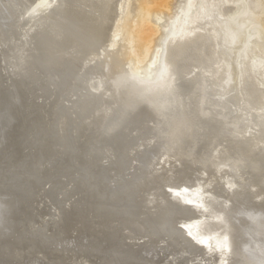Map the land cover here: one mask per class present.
I'll use <instances>...</instances> for the list:
<instances>
[{"label": "bare ground", "instance_id": "obj_1", "mask_svg": "<svg viewBox=\"0 0 264 264\" xmlns=\"http://www.w3.org/2000/svg\"><path fill=\"white\" fill-rule=\"evenodd\" d=\"M122 1L0 0V154L8 122L17 118L12 111L17 106L20 83L30 86L39 73L63 71L66 78L58 87L62 110L65 112L63 105L70 96L77 100L67 111L75 121L73 128L66 126L69 119L58 109L47 119L49 126L43 131L45 120L36 118L35 112L27 131L31 137L25 136V159L14 161L13 150L5 157L16 175L12 180L17 184L25 180L26 189L21 199L8 192L3 184L4 169L0 168V264H165L167 256L173 264H264V154L252 153L248 159L240 156L236 162H220L216 169H202L199 175L193 173L196 177L187 188L177 185L179 177L172 183L154 178L150 187L139 192L137 184L144 176L130 186L113 189V193L103 185L86 182L79 174L72 193L66 192L65 186L64 193L60 192L64 182L57 163H67L62 151L65 131L70 133L81 163L88 133L105 141L112 136L113 123L133 130L135 124L124 123L123 118L137 113V118L154 116V104L160 110L173 107L182 111L175 126L168 124L167 129L165 121L159 126L160 133L176 129L169 138L170 146L184 140L182 147H186L195 139L196 147L223 136L225 126L248 149L264 148V57L258 58L249 49L254 35L261 34L264 42V0H186L176 20L161 34L157 27L152 30L149 26V13L155 7L150 0L141 4L129 24L124 22L127 17ZM160 3L165 7L168 0ZM158 36L161 42L154 44ZM72 44L85 52L80 62L71 51ZM132 60L136 65L146 63L141 74L129 66ZM86 86L89 93L99 90L96 106V94L86 96ZM44 140L59 148L48 149L50 152L39 149L51 158L45 168L35 149V144ZM166 144V140L160 141L157 150ZM142 156L153 158L149 153ZM104 158L94 156L93 160H103L104 164ZM54 166L56 170L51 171ZM71 171L69 168V176ZM53 175L60 185L53 187L54 196L46 198L42 183ZM35 187L44 201H50L49 216L43 215L32 198ZM20 201L22 207L18 206ZM89 214L98 229L85 225Z\"/></svg>", "mask_w": 264, "mask_h": 264}, {"label": "rangeland", "instance_id": "obj_2", "mask_svg": "<svg viewBox=\"0 0 264 264\" xmlns=\"http://www.w3.org/2000/svg\"><path fill=\"white\" fill-rule=\"evenodd\" d=\"M144 1H147V0H123L122 1V4L125 6V18L127 17V20L124 19V22L127 21L126 24L132 23L131 21L136 18L137 10H138V8L141 6V4ZM185 1L186 0H168V4L164 7V6H161L160 0H150V2H152V6H155L154 8H152L150 10L151 12L149 13V15H150L149 17L152 19V21L149 23V26H151V29L155 30V27H157L159 29V31H160V34L164 33L166 28H167V26H168V24L171 21L176 20L177 15L181 12L182 6L184 5ZM9 5L11 6L10 3H9ZM78 8L79 7H77V9ZM79 10H81V8H79ZM7 13L10 14L9 12H7ZM10 17H12V16H10ZM125 34H127L126 31H125ZM117 36L120 37L119 34ZM262 37L263 36L261 34L254 35V37L251 38V44L249 45V49H253L252 52L255 55H257L258 58L259 57H261V58L264 57V44H263L264 42H263V38ZM160 42H161V40H159V36L155 37L154 44H157V43H160ZM121 43L122 42H120V44ZM77 46H78L77 44H72V46H71L72 50L71 51L74 52V53L72 52L73 54H76V57H77L76 61L80 62L82 57H83V55L85 54V52H84V50L82 49L81 46L80 47L79 46L77 47ZM82 50H83V52H82ZM104 54H105L104 52L103 53L101 52L102 56ZM145 64L146 63H142L140 65H136L134 63V60H132V63L129 66L133 70L137 69V71L141 74L143 72L141 68L143 66H145ZM43 73H45V72L39 73L37 75V79L34 82L32 81L31 84H29L30 86H27V85L23 84V82H22V84L20 83L18 85L19 91H18V96H17V106L14 107V109L12 111V112L15 111V113L17 114L15 116H17V118H16V120L13 123H10V121L8 122L9 125L7 126V129L5 130V134H6L5 143L3 145V149H2L1 154H0V159H1L0 160V168L4 169L3 175L5 174V178H6V182H7V183L3 182L4 187H6L7 191L10 192L11 194L14 193L13 196L18 197L19 199H21V197L23 196V193H24L23 190H24L25 186H23L24 185L23 182L25 180L20 178L21 181L22 180L23 181H22V183H18L19 185L21 184V186L18 189V191H19V195H18V192H16L18 184L16 183L15 180H12V179H14V176H16L14 174L15 172H13L14 171L13 168L10 167V169H9V166H8L9 163L6 165L7 159L5 157L8 156V154L13 150L14 152L16 151L15 155L14 154L12 155L13 156L12 158H14L13 159L14 161L16 159L18 161V163H19V162H21V161H23L25 159L24 155L26 154L25 152H26V145H27V142H26L27 139L26 138H27V136H28V138L30 136L29 132L27 134V131H29V129H30L28 127H30V125L32 126L31 121H33V118L35 117V112H36V115H37L36 118H43L45 120V123H42L43 131H45V129L49 126V123L47 122V119L51 116V114L53 112L57 113L58 109H59V111H62V113H63L62 116H65L66 118L68 117L67 119H69V120H67L66 126H68L70 128H73L74 127V123H75V121L71 119L70 114H67V111L70 108V106H72L77 101L75 99V96L74 97L70 96L69 99L67 98L68 100L66 102H64L65 104L62 103V104H64L63 107H64V110H65L66 113L62 110V107L60 106V102L61 101L59 99L61 97L58 96V93H59L58 90H60L58 87L60 86V83L64 82L66 77L64 78L65 75H63V73L65 74L66 72H63V71L58 72L57 70L53 71V69H52V73H50V71H49V73H45V74H43ZM17 79H19V77H17ZM25 83L28 84L27 82H25ZM42 84H43V86H42ZM40 85H41V87H40ZM108 85H109V83H108ZM89 90H91V89H89ZM84 91L86 92V96H87V94H89V95H91L93 97L96 94L95 95L96 100L93 103V106H96L98 104L97 100L99 99L98 96L100 94L98 92L99 90L95 91L96 93L95 92L94 93H89V91L87 90V86H86ZM100 92L103 93V91H100ZM86 96L85 97L83 96V98H86ZM64 101H65V99H64ZM65 105H66V107H65ZM151 109L155 110V111L152 112V113H154L155 117L153 115L148 117V118H144V117L140 116V117H138L139 118L138 119L136 117V116H138L137 115L138 113H137V114H134L135 116L131 115V117L127 116V117L123 118L124 119V123L129 122L131 126H134V124H135L133 130L132 129L125 130L126 128L122 129L121 125L119 124V122H116L115 124L113 123L112 125L110 124L111 126H115L114 127L115 130L114 129L110 130L112 132L111 133L112 136H111L110 140L103 141L101 139V137L98 136V135L96 136L95 133H90V134L89 133L87 134V132L83 133L82 134V138L85 136V134H87V139L84 141V147L86 145V147H85L86 154L84 153L85 158L82 161L80 160L81 163L77 162V158H76L77 152L75 154V149H74V145L72 144V140L70 138V133L68 131H65L66 132L65 133V135H66V140L65 141L66 142L65 141H64L65 143L63 142V144H65V146L63 147L62 151H65V154H64L63 157L67 160L66 161L67 163L66 164L57 163L58 164V168H57L58 172H60L62 170L61 173H62L63 178L60 180V181H62V183L64 182L62 184V188H63V186H65L64 188H65L66 192H70L71 191V193H72L74 185L76 184L75 182L80 177L79 174H81V178H83L86 182L88 180H90L91 182L96 183L100 187H101V185H103V186H105L108 189L109 192H113V193H114L113 189H115V188H120L121 189L122 187L127 186V185L130 186L131 183H133L134 181L139 180L138 177H144V176H147V177H145V180H143L142 182H139L137 184V187L138 186L140 187V190H138L139 192L140 191L143 192V188L144 187H150V184H151L150 180L161 179V180H167V182H169V180H170V182L172 183V181H174V179H176L177 177H179L177 179V185L178 186H183V187L186 186V188H187L189 186L191 178H195L196 174L199 175L201 173L202 169H207V170L208 169L211 170L212 168L216 169L220 165V162L221 163H223V162H227L228 163V160L231 161V162H236L235 158L236 157H240V156L245 157L246 159H248L247 155L248 154H252V153L264 154V148H261V147H258V146H255V147L252 146V147H250V149H248L246 147V143L245 142H241V144L239 142H237L234 139L235 136L233 137V135H231L229 133L230 130H227L225 126H223V128L221 129L222 132H223V136L221 135V137H219V138L224 137V139H227L226 141L224 139H222L221 142L217 143L218 142L217 140L219 138L216 137L215 138L216 144H215V140L213 138V139H209L211 142L206 140V141H203L199 145L195 144L196 147H194L193 143H194L195 139L194 140L190 139L191 140L190 145H188L186 147H182V146H184V144H186L184 140L181 143L178 142V144H177V146L181 147V148H178L177 146H170L169 143H168L170 141L169 138H170L171 135H173V131L176 130V129H174L171 132L169 130H167V132H165L162 129V131L160 133L159 126H161L160 124H162L164 121H165L164 124L167 126V129H168V124H170V125L171 124L172 125L175 124L176 125V120L180 119L178 116H179V113H182V111L181 110H175L173 107H171V109H166L168 111L160 110V108L156 104L152 105ZM166 120H168V121H166ZM171 120H173L174 123H173V121L170 122ZM99 121H100V119L99 118L97 119V117H96L95 122L98 123ZM95 122L93 123V127H95L97 125ZM138 122H139V124H138ZM142 122H143L144 126H143V124H141ZM184 124H187V119H186ZM117 125H119L120 127H117ZM130 125L128 126V129H129ZM153 125H154V127H153ZM108 126H109V124H108ZM108 126H106V127L108 128ZM39 127H38V130H40ZM139 128H140V130H138ZM156 128H158V131H157ZM144 129H146V130H144ZM123 130H124V132H123ZM130 131H133V132H130ZM116 132H118V133H116ZM134 132H136V135L134 134L135 136L133 135ZM146 133H148V134H146ZM130 134L132 136H130ZM121 135H122V138H121ZM140 135H141V137H140ZM146 135H148V136H146ZM25 136H26V138H25ZM95 136H96V138H95ZM155 136H156V138H155ZM119 137H120V139H116V138H119ZM82 138L79 140L80 144H82V142H83ZM154 138H155V140H154ZM135 139L140 140L141 143L139 141L135 140ZM149 139H151L152 141L149 140ZM95 140H96V142H95ZM164 140H166V142H167L165 148H163L161 150H157V143H159L160 141L163 142ZM228 140H229L230 143L228 142ZM232 140H233V142L234 141L235 142L231 143ZM126 142H127V144H126ZM223 142L224 143L226 142L225 143L226 145L223 144ZM143 143H144V145H143ZM41 144L40 145H38V144L36 145L35 144V149L37 150V153L39 155L41 154L40 157H41L43 166L45 168V166L49 162H51L50 161L51 158H47L46 155L48 153L44 154L43 151L44 150L47 151L48 149L49 150H56V148L57 149H59V148L57 147V144L49 145V144H47V141H45V140L43 141V143L41 141ZM107 144H109V145L107 146ZM222 144H223V146L225 145L224 146L225 148L224 147L222 148ZM228 144L230 146H228ZM243 144H245V145H243ZM122 145L124 147H122ZM139 145H141L142 147L139 146ZM84 147H83V150H84ZM202 147H204V148H202ZM229 147H231V148H229ZM121 148H122V150H121ZM132 148H133V150L131 151ZM183 148H185V149H183ZM232 148H234V149H232ZM39 149L43 150V151H40ZM224 149H226V151ZM34 150H32V151H34ZM49 150L47 152H50ZM182 150H183L184 153L180 152ZM202 150H204V151H202ZM66 153H67L68 157L66 156ZM105 153H106V157L103 156ZM143 153H146V155L149 153V154H151V157H153V158H146V156L143 158V156H142ZM162 153H165L164 155H166V156L164 157V159L160 160ZM77 156H78V154H77ZM94 156H97V157L98 156H102L103 158L105 157L104 159H105V161L106 160L107 161L104 164H103V160H102L101 163H99L98 160H93ZM129 157H131V158H129ZM185 157H189V158H187L183 162V159ZM208 157H209V159H208ZM136 158H138V159H136ZM131 159H133V160H131ZM61 160H63V159H61ZM57 161H59V160H57ZM177 161H182V162H180V163H182V165L180 166V170L178 168L179 165H178ZM169 163H170V166H171L170 168H169V165H168ZM184 165L186 167H188V168L190 167V168L189 169H185ZM59 166H61V167H59ZM117 167L119 168V170L121 172L117 169ZM126 167L128 169H126ZM69 168H70V171L72 169L73 170L77 169L76 170L77 172L72 170L73 171V172L71 171L72 175L69 176V174H68L69 173L68 172ZM131 168L133 169V171H132ZM54 169L56 170V166L52 167L51 171L54 170ZM141 169H143V170H141ZM135 170H136V173H135ZM193 170H195V171H193ZM99 171H101L102 174L99 173ZM126 171L127 172L129 171V172L126 173ZM181 171H184V173H182L181 176H179V173ZM75 172L76 173L79 172V173L76 174ZM1 173L2 172L0 171V174ZM185 173H188L189 175L185 174ZM193 173H196V174L194 175ZM65 174H66V176H64ZM108 174H109V176H108ZM119 174H120V176H119ZM139 174H141V175H139ZM130 175H132V176H130ZM67 176H69V177L67 178ZM92 177L95 180H91ZM159 177H164V179L159 178ZM96 178H97V180H96ZM202 178L206 182V180H207L206 176L203 175ZM51 179H52L53 182L56 180L55 183H53L51 181ZM57 179H59V178H57L56 175H53L51 177L48 176L46 178V180L42 183V184H44V186H43L44 197L46 196V198H48V196H51V194L54 193L53 192L54 191L53 187H55L56 185H58V186L60 185L59 184L60 181L58 182ZM65 179H68V180H66V182H65ZM51 182H52V184H51ZM222 182H223V180H222ZM241 183H247V182H241ZM40 184H41V182H40ZM48 184H50V185H48ZM69 184H70V186H69ZM86 185H87V183H86ZM64 188H63V190L60 191L61 193H64V191H65ZM35 189H36V187L33 189V191H35L36 194L32 192L31 195H33V197L32 196L31 197L34 198L33 200H35V203L39 204L38 205L39 209L44 213L43 215L46 216L48 214V216H49V213L51 211L50 210V201H47V200L44 201L43 198L40 196V193H38ZM176 191H179V189H177ZM71 193H69V194H71ZM89 202H91V200H89ZM20 203L21 204H18V206L22 207L24 204L22 203V201H20ZM87 207H88L87 210H89L91 212L90 206H87ZM40 210H39V212H40ZM87 221L89 223H86L85 225L90 226L92 224L91 227L93 226V228H94V226H95L96 229L99 228L98 227L99 225H96V224H94L91 221L90 214H89V216L87 218ZM15 222H17L16 219H15ZM96 229H94V230H96ZM14 230L18 231L19 229L18 228L17 229L14 228ZM157 255H158L159 258L162 257V253H159ZM170 259H171V257L167 256V258H165L163 260V257H162V260H163V262L165 264H173Z\"/></svg>", "mask_w": 264, "mask_h": 264}]
</instances>
